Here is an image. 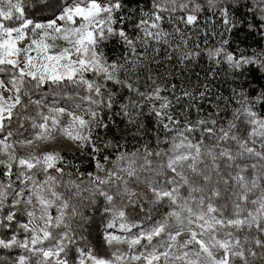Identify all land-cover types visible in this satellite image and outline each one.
<instances>
[{
  "label": "trees",
  "instance_id": "obj_1",
  "mask_svg": "<svg viewBox=\"0 0 264 264\" xmlns=\"http://www.w3.org/2000/svg\"><path fill=\"white\" fill-rule=\"evenodd\" d=\"M66 1L73 0L21 4L29 18L45 21L61 13ZM104 21L95 49L112 70L91 69L80 74L84 81L75 75L47 85L27 77L7 123L18 129L15 137L29 136V120L47 100L96 121L81 150L62 151L50 169L55 192L67 200L63 213L71 233L64 254H77L88 242L95 257L114 260V254L127 252L124 241L107 244L101 238L111 217L107 210L116 206L107 197L120 185L100 182L98 165L116 174L127 167V179L153 185L155 174L176 169L188 170L181 192L189 194L198 223H215L209 228L214 247L221 250L220 263H231L240 247L244 198L230 167L251 160L264 164L259 153L264 149V0H113ZM247 101L254 115L245 131L247 114L237 104ZM5 177L0 168V182ZM59 203L51 209L53 216L61 211ZM24 204L8 207L12 220L3 217L8 237L20 230L16 225L24 220ZM147 209L141 199L128 206L125 222L145 223ZM175 223L169 219L152 237L153 252L167 243L165 230ZM65 228L56 231V239ZM3 253L0 264H16L14 247Z\"/></svg>",
  "mask_w": 264,
  "mask_h": 264
},
{
  "label": "rangeland",
  "instance_id": "obj_2",
  "mask_svg": "<svg viewBox=\"0 0 264 264\" xmlns=\"http://www.w3.org/2000/svg\"><path fill=\"white\" fill-rule=\"evenodd\" d=\"M21 1L0 0V65L4 64L0 71V168L6 176L0 182V260L3 251L14 247L16 264H221V250L214 247L209 228L215 223H198L200 216H193L189 209V194L181 192L187 187L188 170L184 173L176 169L155 174L153 185L127 179V167H121L116 174L98 165L96 178L100 182L120 185L119 192L107 197L116 206L107 210L111 217L100 235L107 244L124 241L127 252L114 254V260L95 257L88 242L77 254H64L67 231L71 233L63 213L67 200L55 192L50 169L62 151L81 150L96 121L47 100L45 108L29 120V136L15 137L18 129L8 128L7 123L19 101L20 82L27 77L47 85L75 75L84 81L80 74L91 69L112 70L114 66L104 61L95 46L113 0L66 1L61 13L45 21L29 18ZM250 104H237L239 112L247 114L242 118L245 131L250 129L248 123L254 115V105ZM259 153L264 155V149ZM190 157L195 170L197 153ZM241 171L246 175L239 174ZM229 173L242 190L244 208L239 220L240 247L229 258L231 263L226 260L222 264H264V164L255 160L236 163ZM140 199L148 205L149 218L143 224H127L126 208ZM21 202L27 206L24 220L16 225L19 232L12 231L8 237V226L2 228L3 217L12 220L13 211L8 207ZM57 202L61 203V211L53 216L51 209ZM172 218L176 223L165 230L167 243L153 252L150 240ZM62 226L69 230L65 228L56 239V231Z\"/></svg>",
  "mask_w": 264,
  "mask_h": 264
}]
</instances>
